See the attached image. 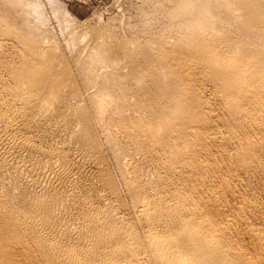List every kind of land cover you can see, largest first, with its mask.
Listing matches in <instances>:
<instances>
[{"label": "bare ground", "instance_id": "bare-ground-1", "mask_svg": "<svg viewBox=\"0 0 264 264\" xmlns=\"http://www.w3.org/2000/svg\"><path fill=\"white\" fill-rule=\"evenodd\" d=\"M169 2L170 5L164 10L166 24L161 31L163 33L173 31L176 36H180L176 39V47L180 49L179 55L176 56L174 53L161 58L154 50L156 46L151 48L148 45L140 50L137 57H133L129 47L117 46L112 49L109 47L110 44L108 43V46L104 41L96 46L94 52L98 57H94L99 58L101 63H107L106 65L109 66V56L114 53L118 56L121 53L126 60H130L129 63H132V66L127 65L129 70L133 66L134 70L128 71L131 73L130 76L128 72V74L111 75V71L107 74L108 71L103 70L105 73L98 75L105 76L106 79L101 78L104 79L101 82L94 79V85L93 82L86 85L87 91L90 90L86 93L90 99L88 101L92 103L94 121L97 119L94 123L88 118L86 107L82 105L86 99L80 91L77 89L75 92L71 91L70 86L63 83V79L71 81L74 77L64 69L65 67H59L61 59L57 58L59 54H54V47H52L53 51L48 50L51 48L47 45L49 42L45 40L48 36L38 38L47 26L43 24L46 14L44 8L47 4L43 3L45 5L43 6L40 0H0V22L11 24L12 28L18 25L17 27L22 29V34H26L21 36L22 41L30 34L35 38L32 41L28 36L31 43H28L30 42L28 39L23 41L28 53L26 57L23 54V59L19 58L22 60L18 64L9 61L8 58V62L4 63L15 82L11 93L16 97V103L13 106L15 114L12 113L11 116L0 114V121L7 128L0 132V264H234L236 256L233 251L234 255L231 254L232 249L226 247L232 244L229 240L232 238H226L225 235H220V232L217 237H213L217 235L219 226L212 220L219 218L209 219L204 215L206 208L203 206L206 204H202L197 199L198 190L193 184L192 188L196 190L187 189L190 191L187 197L177 193L172 201L173 205L170 203L166 208H162L145 199L140 193L146 182L142 183L138 179L141 174L137 173L136 168L134 171L139 175L137 179L135 176L124 177L127 183L125 186L133 193L132 197H135L136 201L134 207L132 206L135 210L132 212L137 215L129 214L128 217L125 214L131 209L125 207L127 210L123 211L125 214L120 213L121 211L117 212L119 210L112 211L110 207L103 210L99 208L100 204L98 207L87 199L88 195L86 197L84 190L82 192L86 198L76 201V197L80 194L76 193V195L75 189L79 186L83 187L84 183L77 175L79 169L70 157L71 154L69 156L68 151L67 154L61 150L46 149L31 139L34 138L32 134L40 131L52 129L57 132L59 128L65 133L68 132L79 148L85 152L88 162L96 167L98 178L104 183L107 193L109 192L111 196H118L119 193L115 195L116 184L105 166L106 156L103 157L101 154L99 136L101 134L112 141L115 127H117L116 131L124 132L125 139L137 150L147 148L141 151L140 157L162 161L170 171L176 173L179 172L176 170L179 165L177 169L187 173L188 179H194L202 167L198 164V160L202 157L200 148L204 152L207 147L204 146L207 139V134L204 133L206 129L207 131L210 129L211 133L213 127V129L226 127L232 132L239 129L236 132L241 130L242 133L234 135L239 142H245L247 149H251L254 143L249 140V136L253 134L251 131L264 132V0H169ZM228 26L231 27V31H233L232 27L235 30L226 31ZM5 27L8 29V25ZM93 50L94 47L92 52ZM7 54L8 56L5 54L7 57L11 56L9 52ZM12 56L10 60H13ZM135 59L139 60V65ZM185 59L187 60L184 61ZM96 61L93 64L96 65ZM101 63L98 61L96 67ZM137 66L139 69L143 67L144 72L136 69ZM107 67L105 66V69ZM121 69L124 72L123 67ZM197 69L206 73L201 77L206 75L207 80H211L209 82L213 85L215 96L223 105L221 111L229 118L224 126L215 123V119L218 120L219 117L216 116L213 120V114L205 110V105L206 109L209 107L206 104L209 99L203 88L206 81L197 80L199 77L196 76L199 72ZM96 71L101 70L99 68ZM129 77L132 80L145 81L142 94L127 84L130 83L129 80L126 83ZM57 98L61 100L55 106L54 100ZM209 104L212 106L211 103ZM216 104L213 107L216 108ZM229 129L228 131L231 132ZM230 134L227 136L230 137ZM220 141L225 142V140ZM127 149L124 148L123 151L128 152ZM243 153L236 157L246 160L245 157L250 152L248 151L247 156ZM254 153L256 156L259 152ZM123 157L126 156L122 155L121 158ZM121 158H117L120 169L128 170L125 165L129 168L133 164L129 166ZM255 158L260 160V156ZM240 159L239 162L242 161ZM130 162L128 160L129 164ZM82 166L81 168L84 167ZM204 169L200 170L204 171ZM82 174L84 175L83 172ZM21 175L26 178L18 182L17 178H22ZM192 179H186V182L189 181L190 184ZM198 179H194L198 181V183L195 181V184H199ZM92 193L94 194L93 191ZM205 197L207 198V195ZM209 198L211 199V196ZM206 202H212V199ZM216 226H218L217 230ZM212 231H215V234L210 233ZM226 232L228 233L229 230ZM240 255L237 256L241 258ZM238 257L237 259L240 260Z\"/></svg>", "mask_w": 264, "mask_h": 264}, {"label": "rangeland", "instance_id": "rangeland-1", "mask_svg": "<svg viewBox=\"0 0 264 264\" xmlns=\"http://www.w3.org/2000/svg\"><path fill=\"white\" fill-rule=\"evenodd\" d=\"M40 1H42V4L43 3L47 4V7L43 4V6H45V8H46V9L44 8V10H46L45 11L46 14H44L43 24L45 23L47 26H49V27H47V26L45 27V29L48 28L49 31H48V29L47 30L44 29V32H42V35L38 36V38H40V37L42 38L44 35L48 36V39H45L46 41L49 42V44L47 43V45L51 46V48H49L48 50L50 52L54 50L55 52H57V53L54 52V54H59L57 57V58L61 59L60 60L61 64H59V67L60 68L65 67L64 69H67L71 73V75L73 74L72 76L74 77V80L72 78L71 81L70 80L67 81L66 78L63 79V83L69 85L71 91L75 92L76 89L80 91V93L83 95V98L86 99L84 101V103L82 102L83 103L82 105L86 107L85 110L88 113L87 116L94 123L97 122V119H95L96 121H94V114L92 113V110H91L92 103L89 102L90 99L87 97L88 95H87L86 91H87L88 86H86V85L90 84L92 82H93L92 85H94V82L96 79H97V82H101L104 79H106L105 76L102 77L101 75H98V73L99 74L102 73V75H103V73H105V71H108L107 74H109V71H111V73H110L111 75H115V73L116 74H118V73L128 74L129 73V76H130L131 73L128 71H130L131 69L134 68V66L131 67L132 63H129L130 60H128V59L126 60L125 59L126 57L125 56L123 57L121 55V53L119 55L117 54L118 56H116L115 53L112 56L111 55L109 56V58H110L109 62H108V63H110L109 66L106 65L107 63L106 64L101 63L102 61H100L99 58H97L98 56L94 52V51H96V46H98V44H100V42L104 41V43L105 44L107 43V45L109 43L110 46L109 45L108 46L111 47L112 49H115L117 46H119L121 48H123V47L128 48L129 47V49H131L130 51H131V55L133 57H137V55L140 53V50L145 48L148 45L151 46V48L153 46L154 47L156 46L155 48L154 47L153 48H154V50L157 51L156 54L158 53V55H160L161 58H163V57L165 58V56L168 57L169 55L174 54V53L176 56L179 55L178 53H179L180 49H178L176 47L177 46V44H176L177 40L176 39L179 38L180 36H176L175 33H172L173 31H171L172 34L170 33V31H168L169 33L167 31L165 33H163L161 31L163 26L166 24V21H165L166 19L164 17V10L170 5L169 0H51V2H49L50 0L49 1L48 0H40ZM61 8H63V9H61ZM56 10H57V12H56ZM18 18L20 19L19 15H18ZM2 22H4V21L0 22V27H1L0 28V35H3V36H0V59H1L0 60V114H2L4 116H8V115L11 116L12 113L15 114V112L13 111V106L16 103V97H14L13 94L11 93L15 82H14L13 78L11 77L9 69L7 67H5L4 63H7L9 60L12 62L15 61V63L18 64L20 62V60H22L24 57L27 56L28 52H27L26 48L24 47L25 43H23V41L25 42V41H27L26 39H28L30 41L28 43H31L30 38H28V36H30L31 34L28 35L27 38L22 41L21 36H25L26 34H22L23 33L22 29H20V27L18 28L17 27L18 25L17 26L15 25L16 27L13 25L15 28H12L11 24L10 25L8 23L3 24ZM46 22H48V24ZM5 25L6 26L8 25V29L10 27L11 30L10 29L8 30L5 27ZM228 27H229V29H228ZM228 27L226 28L227 29L226 31L230 30L229 32H233L235 30V28L232 27L233 31H231V27L230 26H228ZM16 31H18V32H16ZM142 31H143V33H142ZM51 32H53V33H51ZM48 33H51V34L48 35ZM173 35H175V36H173ZM31 38H32V41H33V39H35L33 36ZM20 40L22 41V43H20ZM50 43H52L54 46L52 44L50 45ZM160 43L162 45L159 46ZM52 47H54L53 50H52ZM93 47L95 48V50H93V52H92ZM7 52H9V55H11V56L13 55L12 56L13 60H10L11 56L7 57L8 56ZM91 52H92V54H91ZM2 53L4 55L6 54L7 56L6 55L3 56ZM23 54H24V57L22 58ZM182 54H184V53H182ZM94 56H97V57L95 58ZM2 57H3V60H2ZM7 58H8V60H7ZM19 58H22V59H19ZM79 58H81V59H79ZM93 59H94V61H96L98 59V61L102 65L99 64L96 67V65L98 64V61H96L97 63L95 65V64H93V62H94ZM136 59H138V58H136ZM136 59H135V62L137 61L136 63H137V65H139L138 64L139 60H136ZM186 60L187 59H185L184 61H186ZM58 61L59 60L57 59V62ZM91 61H93V62H91ZM135 62H133V63L135 64ZM58 63H57V65H58ZM128 64L129 65L131 64L130 70H129V67L127 66ZM99 66H101V67H99ZM105 66L106 67L108 66L110 69L108 67L107 68L109 70L107 68L105 69ZM90 67L91 68L93 67L92 71H91ZM122 67L124 69V72L121 69ZM99 68L101 71H96V70H99ZM137 68L139 69L138 66L136 67V69ZM94 69H96V70H94ZM103 70H105V71H103ZM141 70L144 72L143 67H140L139 71L142 72ZM198 71L199 72L196 71L197 72L196 76H199V77H197V80L206 81L204 84H206L207 86L204 85L203 88H205L204 92L206 93L205 95L207 96V99L210 100V102H209V100H208V102H206V104L209 105L210 108L208 107L206 109L207 106L205 105V110H209V113L213 114V120L216 118V116L219 118L221 117L222 118V119L220 118L221 120L219 118L217 120V118H216L215 123L217 122L216 124L219 123V124H223V126H224L229 121L228 120L229 118H228L226 113L224 114V112L221 111L223 105L220 104V100H218L219 98L215 96L216 92L214 91V88L212 89L213 85L211 84V82H209L211 80H207L206 75H203L201 77L202 74H206V73H203L200 70H198ZM94 76L95 77L98 76V77L95 78ZM99 76H101V77H99ZM101 78H104V79L102 80ZM128 80L130 81V83L128 82ZM144 82L145 81H143V80H139V81L132 80L131 77H129L126 80V83L130 87L133 86L139 92H141V94L143 93L142 87H143ZM200 82H202V81H200ZM89 88H91V87H89ZM128 89L131 90V88H129V87H128ZM88 91H90V90H88ZM131 92H132V90H131ZM60 100L61 99H58V98L54 100L56 103L55 106H57L59 104ZM75 102H76V100H75ZM209 103H211L212 106H210ZM215 103H217L215 105L216 108L213 107ZM216 111H218V113ZM225 118H226V120H225ZM223 120H225V123ZM221 121H223V122H221ZM0 122H2V121H0ZM213 123H214V121H213ZM215 123H214V126L216 125ZM213 128H211V130H212V133L214 132V134H212L211 131L209 132L210 129H208V131H207V129H206V131L204 130L205 132L203 131L204 133L207 134L206 135L207 139H205L206 141L204 140L205 141L204 146H207L206 148L208 150L204 146H199V147L205 148L204 152L202 151V148H200L201 149V152H200L201 155L200 156H202V157H199V160H198V164L202 165V167L200 169H204V168L205 169H204V171L200 170V169L198 170V171H200L198 174L199 176L194 174L195 175L194 179L199 178L198 179L199 184H195V181H197V180H194L192 178L188 179L187 173L180 171L181 169H177L180 167L179 165L176 168V170L179 171L180 173L179 172L176 173L175 171H173V172L170 171L168 169V166L164 165L162 161L159 162V161L152 160L150 158L144 159V157H140V156H142L141 151H143L147 148L144 147L143 150H137L133 145H130V144H132V143H129L130 141H127L125 139L126 136L124 137V132H121L119 130L116 131L117 127H115V132H114V134H115L114 138L115 139L114 138L112 139V137H111L112 141L111 140L109 141V139H107L105 136L103 137L100 134L99 138L102 141V142L100 141L101 154L103 155V157L106 156L105 157L106 158L105 159V163H106L105 166L107 168V171L110 173V176H112V179H114V182L116 184V189H117L115 195H117L119 193L118 196H113V195L111 196V194L109 192L107 193V191H108L107 188L104 187V185H103L104 183L98 178L99 176H97L98 171H97L96 167L93 166V164H91V162H88L89 161L88 158H86V156L84 155L85 152H83V150L81 148H79V146L75 143L74 139L71 138L72 136L68 132H66L67 133L66 134L65 131H63L59 128H58L59 131H57L58 133L56 132V130L54 132V130H52V129L46 130V131H40L38 133L32 134L34 136V138L32 137L31 139L35 140L40 146H43L46 149H56L59 151L61 150L62 152H65V153H67V151H68L69 156L71 154L70 157L75 161V163L78 166L79 170L77 169L78 170L77 175H78L79 179H81V181L84 183V184H82L83 187L79 186L78 188L75 189L74 193L80 194V195L78 194L79 196L76 197V201L81 199V198L83 199L85 197V195H86V197L88 195L87 199L89 201L91 200V202L95 203L96 206H98L100 204V207L99 206L98 207L103 209V210L108 209V207H110V208H112V211L116 212L117 210H119L117 212L121 211L120 213H123V214H125L124 212L127 211L126 209H128V210L131 209L130 211L134 212L135 208H132V206L134 207V205H135V202H136L135 197H132V196H134L133 193L129 189H127L128 187L125 186V185H127V183H126L124 177L133 178L135 176L137 179L138 176L141 174L138 179L142 183L146 182L147 184L145 183V185H144L145 187L141 190L140 193L145 197V199L162 206V208H166L167 206H169L170 203H172V205H173L172 201H173V199L177 193H179V195H181L183 197L184 196L187 197L188 193L190 192L189 190H192V189H193L192 191L196 190V189H194L196 186V188L198 190L197 191L198 192L197 193L198 194L197 199L200 200L202 202V204H204V203L206 204L204 206L201 204L204 208H206L204 215L206 217H208L209 219H210V217L211 218L213 217L212 219L219 218V219L212 220L215 223H217V225L219 226V227L216 226V230L218 227L217 235H214L213 237H217L218 233L220 232L219 233L220 235H225L226 238L227 237L232 238V239H229L232 244L231 245L228 244V246L226 245V247H227V249H230V250L232 249L231 254L234 253L236 256L235 257L236 260H234L235 261L234 264H264V132L259 131L257 133L258 130L256 132L251 131L253 134H251V137L249 136V140L251 141V143H253V142L254 143L252 144L253 147L251 149L250 148L247 149V147H246L247 145L244 144L245 142L244 143H242V141L239 142V140L237 139V136H236V135L242 133V132H240L241 130L239 131L240 132L239 133V132H236L239 129L236 130L235 132H232L231 129L226 128V127L225 128L221 127L222 129L221 128L213 129ZM5 129H7L6 125L3 122L0 123V132L5 131ZM228 129L231 132H229ZM216 132H217V134H216ZM225 133H227V134H225ZM229 133H231L230 135L232 137L231 136L228 137ZM235 133H236V135H234ZM233 135H234V137H233ZM220 136L221 137L224 136L225 138L221 139ZM259 136H261V137H259ZM212 137H213L214 141L212 140ZM68 138H69V141H68ZM233 138L235 140H233ZM219 139L225 140V142L223 143V141H220ZM237 140L239 143L237 142ZM72 141L74 144L72 143ZM240 143H241V145H240ZM258 143H260V144H258ZM208 144L210 147L208 146ZM242 144H243V147H245V148L242 147ZM255 144H256V146H255L256 148L254 147ZM127 145L130 147V149ZM257 145H260V146H257ZM261 145H263V146H261ZM259 147H261L262 151H260L261 149ZM114 148H116L117 150ZM124 148H128L127 149L128 152L123 151ZM210 148H212V149H210ZM239 148H241V149L239 150ZM253 148H255L256 152H259L258 154L256 153V156H255V153H254L255 151L253 150ZM244 149L246 150L245 152L243 151ZM257 149H258V151H257ZM248 151L250 152V154L248 153ZM204 153H206V154L204 155ZM231 153H233L234 156ZM242 153L245 154V156H247L249 154L247 157H245L246 160H248V161L244 160L243 158L240 159V157L239 158L236 157L238 154H242ZM120 154H122L123 156H126V157L121 158L122 155L120 156ZM117 155L121 159H123L124 163H127V165L130 166L131 164H133V165L135 164L136 167H135V165H134V167H133V165H131V167H133L132 168L133 170H132L131 167L128 168L125 165V167L128 170L131 169L130 170L131 172L128 170H124L125 168L120 169V165L118 164V161H117L118 160L117 158H119V157ZM250 155H251V157H250ZM82 156H84V157H82ZM203 156H205V157H203ZM259 156H260L261 161L258 158H255V157H259ZM248 157H250V159ZM129 158H131L132 160ZM77 159H79V160H77ZM234 159H237L238 161L234 160ZM239 159L242 161L239 162ZM83 160H85V161H83ZM128 160L131 161L130 164L128 163ZM203 160H206V161H203ZM252 160H255V161H252ZM189 161H191V160H189ZM217 161L219 163L222 162L221 164H223V165L219 164ZM81 162H84V164H82ZM207 162H208V164H206ZM89 163H90V165H89ZM243 163H246V164H243ZM160 164H162V165H160ZM189 164L192 165V163H189ZM214 164L216 165L217 168L214 167ZM230 164L232 165V167ZM234 164L237 165V167H239V168H237ZM249 164H250V166H248ZM80 165L83 168H81ZM85 166H87V168ZM186 166H189V165L186 164ZM241 166L244 168H242ZM90 168L92 169V171ZM236 168H237V170H236ZM81 169H83L84 171ZM135 169L139 175L136 173V171H134ZM205 170H207V171H205ZM218 170H219V172L217 173ZM235 170H236V172H235ZM82 172L84 173V175L82 174ZM120 172H123L124 174L120 173ZM125 172H126V174H125ZM78 173H80V174H78ZM127 173L131 176H129ZM182 173H184V174H182ZM216 173H217V175H216ZM236 173L237 174L239 173V174L237 175ZM226 174H228V175L226 176ZM91 175H92V177H91ZM220 175H221V177H220ZM197 176H198V178H197ZM201 176H202V178H201ZM20 177H22V178H19V177L17 178L18 182H22L21 179L26 178L24 175H21ZM84 177H85V179H83ZM90 177L93 179H91ZM87 178H88V180H87ZM203 178H204V180H203ZM229 178H231V179H229ZM123 179H124V181H123ZM186 179L187 180L192 179V181H191L192 183L189 184V181L187 183ZM83 180H85V182ZM90 180H92V181L95 180L98 184L95 181L94 182L91 181V184H90ZM210 182H212V184H210ZM197 183H198V181H197ZM192 184H193L194 188H192ZM100 185H103V187ZM211 185H214V186H211ZM222 186H223V188H222ZM84 187H85V189H84ZM96 187H98L101 190H99ZM198 187H199V189H198ZM213 187H214V189H213ZM217 187H219V188H217ZM233 188H235V189H233ZM90 189H91V193L89 192ZM187 189H189V190L187 191ZM211 189H213V190H211ZM76 190H77V192H76ZM78 190H79V192H78ZM86 190H88V191H86ZM98 190L101 191L102 193L101 194L98 193L99 192ZM105 190H106V192H105ZM204 190H206V191H204ZM216 190H218V191H216ZM219 190H221V191H219ZM82 191L84 192L85 195L83 194ZM92 191L94 192V194L92 193ZM129 191L131 192L130 195L128 194ZM212 191H213V193H212ZM88 192L92 195L90 196V194ZM209 192H211L210 194H212V195H210ZM214 192H215V194H214ZM234 192H235V195H234ZM96 193H98V194H96ZM103 193H104V195H103ZM202 193H205L207 195V198L205 197L206 195L202 194ZM218 194L220 196L224 195V196H221L222 199L220 198V196H217ZM214 195L217 197H213ZM106 196L108 198H106ZM110 196L112 197V200H111ZM202 196H203V198L205 197L204 199H206V200H204L203 198L201 199ZM210 196H211L212 202H206L207 200L211 201V199L209 198ZM199 197H200V199H199ZM116 198H118V199H116ZM213 198H214V202H213ZM113 199H116V200H113ZM198 200H196V201H198ZM108 201H110V202H108ZM111 202H113V203H111ZM217 202H219V203H217ZM108 203H110L112 206H110V204L108 205ZM192 203L195 204L196 202H192ZM214 203H216L217 205ZM218 204L221 206L219 207ZM243 204H244V206H243ZM105 206L107 208H104ZM122 206H123V209H122ZM125 207H126V209H125ZM249 207H251V208H249ZM210 210H211V212H210ZM130 211H127L129 213H126L125 215L130 217L129 214H134L133 212L131 213ZM136 215L137 214L135 213L134 216H136ZM228 218H230V219H228ZM228 222H229V224H228ZM224 223H225V225H224ZM230 225H232V226H230ZM228 230H229V232L227 233L226 231H228ZM230 231L231 232L233 231L234 233H231ZM258 231L260 234L258 233ZM253 232H255V234H253ZM210 233L215 234V231L214 232L212 231ZM220 235H219V237H220ZM235 247H236V249H235ZM230 250H228V251L230 252ZM232 251H233V253H232ZM237 255L238 256L240 255L242 260ZM243 255H244V258H243ZM237 257L240 260H238Z\"/></svg>", "mask_w": 264, "mask_h": 264}]
</instances>
